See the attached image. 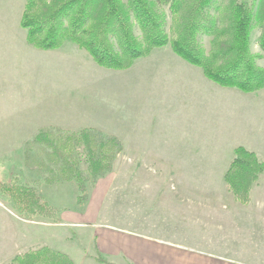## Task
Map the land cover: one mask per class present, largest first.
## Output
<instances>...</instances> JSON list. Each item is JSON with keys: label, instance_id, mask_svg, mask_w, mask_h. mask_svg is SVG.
Here are the masks:
<instances>
[{"label": "crops", "instance_id": "1", "mask_svg": "<svg viewBox=\"0 0 264 264\" xmlns=\"http://www.w3.org/2000/svg\"><path fill=\"white\" fill-rule=\"evenodd\" d=\"M6 32L13 36L10 31ZM67 42L71 41H66L54 50L35 48L23 38L18 45L10 42L14 47L12 52L25 51L20 58L26 57L30 66L24 64V74H35V81L46 89L26 106L11 110L0 108V148L17 152L14 158L17 166L10 170V174H15L7 181L22 176V180L37 188L48 203L58 210L59 218L52 216L48 221L38 218L27 220L16 213L10 201L9 205L0 202V264H7L15 255L41 245L43 234L45 245L52 247V241L58 238L63 240L60 245L65 247L68 239L65 232L70 233L67 228L87 230L86 233L94 237L95 246L89 256L86 255L84 264H107L94 259L93 253L96 250L116 264H120L119 261L125 264H261L234 256L224 239L219 240L212 235L225 236L224 233L202 229L212 226L207 220L195 222L192 234L188 237L185 236L184 226L179 225L166 227L153 224L162 226L140 232L116 224L87 220L109 206H113L112 211H116V170L97 179L93 196L85 208L73 209L63 203L62 199L56 201V198L66 195L62 189L67 182H46L51 173V161H42L30 151L36 147L34 139L39 131L74 132L94 129L116 137L122 148L128 146L132 149L130 162L162 163L172 156L164 155L160 147H177L182 150L177 153L183 155L185 149L213 146L218 134L221 138H231L226 131L234 123L243 121V111L255 106L258 108V104L249 102V97L259 94L246 93L236 88L231 89L237 91L225 89L230 87L217 84L218 87L215 82L212 84L213 81L204 75L201 68L182 59L169 44L155 48L149 56L137 59L130 68L117 70L99 66L85 50L71 42L79 50L85 51L92 61L73 52L72 45ZM5 48L0 42V52L7 53ZM74 56L80 57L85 67L80 70L83 73L81 75H73L69 69L74 66ZM35 59L40 62L36 65L38 68L30 63ZM21 63L19 61L14 64L17 75L23 71ZM53 81L60 85L59 91H56ZM149 88L156 89L157 94L150 95ZM218 100L222 103L218 104ZM261 105H264V101ZM142 108L145 112L140 113L138 109ZM243 146L255 151L250 139ZM18 149H21V153ZM6 153L1 151L0 155L5 157ZM229 163L224 168L223 178ZM175 175L172 174V178ZM256 190L253 186L251 197ZM215 192L208 195H232L228 187L215 189ZM111 193L112 200L108 199ZM184 195V190L174 188L162 194ZM160 201L172 209L184 205L181 203L183 200L179 202L178 198ZM221 203V208L226 209V201ZM41 227L49 231L42 233ZM58 228L59 237L56 231ZM211 228L214 229V225ZM59 250L66 252L78 264L71 252Z\"/></svg>", "mask_w": 264, "mask_h": 264}, {"label": "trees", "instance_id": "2", "mask_svg": "<svg viewBox=\"0 0 264 264\" xmlns=\"http://www.w3.org/2000/svg\"><path fill=\"white\" fill-rule=\"evenodd\" d=\"M20 26L35 48L54 50L71 41L108 69H128L155 48L169 44L216 84L264 93V66L259 63L264 58V0H26ZM256 31L260 32L258 52L253 50ZM204 37L209 38V47ZM34 141L45 144L53 156L52 175L61 181L74 180L83 189L89 179L111 171L122 150L116 137L94 129L63 135L42 130ZM77 145L84 149V169L81 159L72 156ZM263 173L264 160L239 145L224 180L234 198L247 203ZM0 194L21 216L52 217L56 212L37 188L17 178L0 181ZM93 257L116 264L99 250ZM8 264L76 263L67 253L43 245L15 255Z\"/></svg>", "mask_w": 264, "mask_h": 264}, {"label": "rangeland", "instance_id": "3", "mask_svg": "<svg viewBox=\"0 0 264 264\" xmlns=\"http://www.w3.org/2000/svg\"><path fill=\"white\" fill-rule=\"evenodd\" d=\"M25 1L0 0V42L7 49V53L0 52V108L2 109L11 110L26 106L32 102L39 92L46 89L35 81V74L30 73V76L29 74H24L26 72L24 64L28 67L30 66L26 57H23L24 60L20 58L25 54V51L18 50L17 52H12L14 47H12L13 44H10L13 41L18 45L21 38L26 41V30L20 26ZM6 31H10L9 33L13 36L7 35L8 32ZM259 34V31H256L254 34L253 50L255 52L260 51L257 43ZM67 43L72 45L73 52L80 53L83 57L90 59L85 51L79 50L71 42ZM204 44L206 47H209L208 37H204ZM26 45L32 47L28 44ZM19 61L22 62L23 71L19 73L20 75H17L14 64ZM90 61L92 60L90 59ZM30 63L37 68L38 66L36 65L40 64L38 59L32 60ZM259 63L264 66V58L259 59ZM82 64L83 62L80 60V57L74 56V66L69 67L73 75L83 74L80 72V70L85 68ZM49 75L55 74L50 73ZM212 84L215 83L212 82ZM54 87L56 91H59L58 87L60 85H56V82ZM148 90L150 95H155L158 92L154 88H149ZM231 90L237 91L236 89ZM257 93H259L258 96L252 97L251 95L249 97V102L258 104V108L255 106V108H248L243 111V115H245L243 121L240 120L237 124L234 123L226 131L230 134L231 138H221L218 134L215 144L211 147L185 149L186 151L183 155L177 153L178 151H182L177 147H160L159 149L164 151V155L172 156V158H166L167 161L162 163H132L130 162V156L133 155V150L128 146L123 147L115 158L116 164L113 162L111 169V171L116 170V211H112L113 206H109L98 215H91L87 220L116 224L118 227L140 232L150 231L152 228L162 226H152L153 224H163L166 227L167 225H179L181 227L184 226L186 237L192 234V229H194L192 227L195 222L207 220L212 223V226L214 225V229L211 228L212 226L202 229L209 230L210 232L224 233L225 236L219 234L217 236L212 235L216 239H224L230 246V250L234 256L246 259L249 262L264 264V173L254 185L257 192L252 197L250 196V201L247 203L236 200L233 195H208L216 193L215 189H226L228 187L223 178V171L229 163L233 148L236 145H244L249 139L252 140L255 151L264 160V105H261V102L264 101V93L262 91ZM244 94L246 95V93ZM251 99H254V101H251ZM217 102L218 104L222 103L221 100ZM138 110L140 113L141 111L145 112L144 108ZM246 116L249 117L248 121V117ZM169 120H171V117H169ZM142 122L144 123L145 121L143 120ZM67 133L59 131V135ZM35 144L36 147L30 150L34 153V156L39 157L42 161H54L45 144H42V146L37 142ZM28 147H32V145ZM1 151L3 153L7 152V156L2 157L0 155V181L8 182V178L15 174H10V170L13 166H17L14 159L17 152L16 150L13 152L14 149L0 148ZM18 151L21 153V149H18ZM83 151V146L77 145L74 148L72 156L81 159V166L84 169L86 168V162ZM85 173V175H88L86 171ZM172 174H176L174 178H172ZM20 177L18 179L22 183H26V181L22 180V176ZM52 177L54 181H52ZM98 178L94 180L89 179L85 183L84 189L80 188L74 180L61 181L51 173L46 179L47 181H45H50L49 183L56 182L57 184L67 182L62 189L66 195L62 198H56V201L62 199V202L70 205V208L83 209L93 196ZM171 188L184 190V197L162 196L164 191ZM112 198L113 194L111 193L108 199L112 200ZM176 198L179 199V202L183 200L181 202L184 204L182 208L172 209L169 207L170 205L166 207L160 201ZM223 200L226 201V209L221 208V201ZM0 202L3 205L10 204L8 203V199L1 194ZM163 208H168L169 210L163 211ZM16 213L18 214L17 211ZM23 217L27 220H36L38 218L37 220L41 221H48L52 218L43 215ZM53 218H59L57 209L53 214ZM202 227L206 226L202 225ZM41 229L42 233L49 231L45 227H41ZM67 229L70 231V233L65 232L68 237L66 241L67 245L65 247L63 244L60 245L63 240L57 238L52 241V248L55 250H67L75 257L78 264H84L87 258L86 255L90 254L95 246L94 237L91 233H86L87 230L77 228ZM56 231L59 237L60 228ZM44 239L46 240L43 234L41 245L36 247L45 245L44 242L46 241ZM119 263L125 264L122 261H119Z\"/></svg>", "mask_w": 264, "mask_h": 264}]
</instances>
